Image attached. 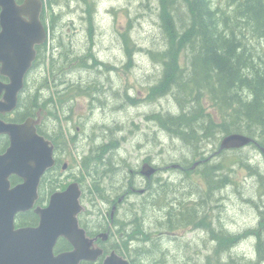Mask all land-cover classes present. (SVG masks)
<instances>
[{
	"label": "rangeland",
	"instance_id": "rangeland-1",
	"mask_svg": "<svg viewBox=\"0 0 264 264\" xmlns=\"http://www.w3.org/2000/svg\"><path fill=\"white\" fill-rule=\"evenodd\" d=\"M217 1L225 4L224 8L228 5L227 0ZM45 4L42 20L51 29L58 50L55 55L60 60L58 55L64 52L71 59L65 67L70 73L65 79L70 85L81 84L85 89L96 85L101 89L73 97V108L68 105L67 119L62 118L63 131L71 142L62 157L63 164L70 167L65 172L66 186L72 182L71 178L77 177L87 190L90 183L82 166L84 158L93 146L113 138L120 141V149L111 153V160H102L106 165L99 172L110 168L111 172L116 171L114 175L109 172L104 178L99 177L102 182L96 192L101 189L111 198L113 193L119 200L127 198V202L123 201L125 208L117 209L115 218L120 213L127 219L144 217V229L154 239L168 231L164 223L169 208L178 203L196 207L202 220L206 218L207 223H212L214 233L200 222L198 227L187 226L162 237L159 247L160 253L164 251L166 264H203L206 260L209 264H225L231 259L241 264L251 261L262 264L259 249L264 253V243L259 245V234L264 236V156L260 148L252 145L219 155L223 136L217 135L202 144L201 156L194 157L188 145L172 139L149 118L153 113L179 111L169 96L148 99L150 88L163 75V65L152 53L167 47L159 0H51L50 3L45 0ZM52 16L57 19L52 21ZM125 36L131 41L132 59L128 58ZM252 43L264 52V43L257 40ZM184 56L180 54L181 66L187 64ZM82 65L85 68L80 70ZM207 108L214 113L211 107ZM103 127L113 130V135L102 131ZM258 140H264V135ZM205 157L209 158V164L223 162L232 169L219 174L228 175L224 188L210 192L200 174L204 166L194 168ZM239 159L256 165L259 174L234 164ZM146 162L158 169L151 180L140 172ZM164 183L167 186L160 188ZM150 186L159 189L161 195L166 188L167 199H145ZM88 205L90 202L84 204L85 209ZM104 207L102 200L96 199L93 212L98 214ZM221 232L237 236L232 248H223L221 240L216 239L215 234Z\"/></svg>",
	"mask_w": 264,
	"mask_h": 264
},
{
	"label": "trees",
	"instance_id": "trees-1",
	"mask_svg": "<svg viewBox=\"0 0 264 264\" xmlns=\"http://www.w3.org/2000/svg\"><path fill=\"white\" fill-rule=\"evenodd\" d=\"M17 1L22 3L24 0ZM48 1L50 3L51 0ZM210 1L159 0L160 18L167 47L154 54L162 63L164 73L160 82L152 86L148 93L150 100L166 96L173 97L172 100L179 109L178 113H153L149 118L172 139L182 140L181 142L188 145L194 157L201 156L202 144L216 135L227 136L236 133L254 136L256 142L264 147V140L261 142L258 140V136L264 135V53L254 48L252 43L254 40L264 43V0H227L226 8H224L225 4L217 0ZM56 19L57 17L52 16V21ZM127 39L128 37L125 36L124 43L127 44L128 56L131 55L129 58H133L131 41L130 38ZM59 44L61 45V42ZM42 46L37 47V60L25 81V89L20 96L17 110L11 115H0V118L9 122L21 123L28 118L39 119L41 117V123L37 126L38 132L49 139L57 151L62 152L69 142L63 131L62 118L67 119L66 112L74 103L72 102L73 97L88 92L96 93L101 89L96 85L85 89L81 88L82 85L75 86L65 83L63 81L65 75L62 71L65 69V63L68 62L67 55L62 54L63 61L57 65L58 61L53 56L49 60L47 58L46 51H44L47 43ZM180 54H184L187 60L184 66H181ZM47 61H49V67L46 64ZM53 64L56 65V69ZM82 66L85 68L84 65ZM133 101L136 102L135 99ZM206 104L207 107L213 109L215 114L208 111ZM107 129L101 128L105 133L110 132L109 135H113L114 131ZM119 143L120 141L110 138L100 146H93L83 161L82 166L87 173L86 180L90 183L86 185L87 191L83 196V202H90L91 205H88L80 215V224L90 237L106 233L111 221V207L121 208L126 203H118L119 197L115 193L111 198L107 192L102 193L101 189L96 192V188L102 182V178L99 177L104 178L105 174L111 172V168L99 172L101 167L106 165L102 164V160L110 158L114 151H119ZM9 144L8 136H0V154L5 153ZM204 159L207 157L202 160ZM241 162L244 163L243 168L259 174L251 163ZM238 163L239 160L234 162V164ZM203 164L204 167L200 170V174L208 190L212 192L223 188L228 181V175L224 174L226 177L223 175L224 177L221 176L219 179L216 177L219 173L232 171V169L226 167L223 162L214 165ZM61 168V160L57 159L56 166L44 176L40 186L38 205L47 202L49 197L58 190L66 189L67 179L63 176ZM115 171V169L112 170L111 175H114ZM18 182V178H12L13 185ZM166 186L167 183H164L160 188ZM150 187V194L145 199L151 198L153 201H157L158 197H161L163 201L167 199L166 188L161 195L159 189ZM157 192L159 194L156 196ZM98 198L102 200L105 207L109 204V208L100 209L99 213L95 214L93 208H96ZM124 208L125 206L122 209ZM167 216L168 219L164 226L168 230L166 232L169 233H175L180 228L193 226L195 223L198 226L202 221L196 207L189 206V203L172 205ZM144 219L137 215L129 219L122 217L121 214L116 217L114 223L119 225L120 231L116 233V236L113 232L112 241L100 242L105 254H110L115 250L126 257L131 264H166V259L162 255L164 251L160 253L159 247L162 237L152 238L144 229ZM203 220L207 219L203 218ZM38 221L39 218L33 211L19 215L17 218L18 226H35ZM204 221L202 222L206 228H209L210 224ZM223 233L225 232L215 234L216 239L221 240L223 248H232L236 244L237 236L235 237L234 234L225 236ZM261 236L259 234V245L264 243L263 233ZM70 248V244L61 239L56 251L59 253ZM259 254L261 258H264L261 248ZM81 264L93 263L83 262ZM203 264L209 263L206 260ZM225 264L241 263L236 259H231L230 262L225 261ZM250 264L254 262L251 261Z\"/></svg>",
	"mask_w": 264,
	"mask_h": 264
},
{
	"label": "water",
	"instance_id": "water-1",
	"mask_svg": "<svg viewBox=\"0 0 264 264\" xmlns=\"http://www.w3.org/2000/svg\"><path fill=\"white\" fill-rule=\"evenodd\" d=\"M42 0H0V115L10 114L18 106L25 78L36 59V46L47 39L41 15ZM37 121L11 123L0 119V136L7 135L10 146L0 154V264H80L96 262L103 255L92 248L94 240L79 227L83 207L77 183L51 196L48 207H37V228H15L16 216L32 210L39 198V186L55 164L54 146L36 128ZM255 143L244 134H231L221 141L220 151L242 149ZM264 153V148H262ZM157 169L145 164L142 174L150 179ZM23 182L12 187L11 177ZM70 241L74 250L55 254L59 238ZM103 264H130L113 252Z\"/></svg>",
	"mask_w": 264,
	"mask_h": 264
},
{
	"label": "flooded vegetation",
	"instance_id": "flooded-vegetation-1",
	"mask_svg": "<svg viewBox=\"0 0 264 264\" xmlns=\"http://www.w3.org/2000/svg\"><path fill=\"white\" fill-rule=\"evenodd\" d=\"M52 37H51V29L50 28H48V39L50 40ZM42 49H43V46H42V48H41V51H42ZM54 52L56 53V52H58L57 51V49H54ZM54 52H53V56H55V57H57V55H55L54 54ZM65 54V53H64ZM66 55V54H65ZM58 58V57H57ZM68 63L70 64V62H69V60H68ZM57 65H59V63H56ZM54 65V67H55V69L57 68L56 67V65L55 64H53ZM63 70V69H62ZM61 70V71H62ZM80 71V70H79ZM63 73H64V71H62ZM75 72H77L76 70H75ZM68 74H70L69 72H66L65 71V73L63 74V75H66V76H68ZM66 76L64 77V82L65 83H67V80L65 79L66 78ZM69 82V81H68ZM76 85H81V84H76ZM82 87V86H81ZM179 168V167H178ZM68 169V165L66 164V168H64L63 167V170L65 171V170H67ZM219 178H221L220 176H219V174H218V179ZM125 199H127L126 197H125ZM121 202H122V200H121ZM121 202H118V203H121ZM118 205V204H117ZM118 208H117V206H114L113 207V217L115 216V212H116V210H117ZM212 224V223H211ZM113 225H115V223H113ZM36 226V225H35ZM116 226H117V228L115 229L116 231H120V228H119V225L118 224H116ZM210 227V229H207L208 231H210L211 233H212V231H214V228H213V226L211 225V226H209ZM107 233V235H106V238L107 239H112L113 238V231H111L110 229L106 232ZM165 236H167V235H163L162 237H165Z\"/></svg>",
	"mask_w": 264,
	"mask_h": 264
},
{
	"label": "bare ground",
	"instance_id": "bare-ground-1",
	"mask_svg": "<svg viewBox=\"0 0 264 264\" xmlns=\"http://www.w3.org/2000/svg\"><path fill=\"white\" fill-rule=\"evenodd\" d=\"M211 1H212V0H211ZM211 1H210V2H211ZM179 5H180V4H179ZM211 6H212V4H211ZM219 6H220V5H219ZM180 10H181V9H180ZM179 12H180V11H179ZM221 14H222V13H221ZM176 15H177V14H176ZM219 16H220V15H219ZM172 17H173V16H172ZM176 17H177V16H176ZM178 17H179V16H178ZM174 20H175V19H174ZM178 20H179V18H178ZM174 22H175V21H174ZM176 22H177V21H176ZM176 22H175V23H176ZM176 26H177V25H176ZM244 28H245V27H244ZM180 29H181V28H180ZM185 29H187V28H185ZM254 31H255V30H254ZM179 32H180V31H179ZM176 33H178V32H176ZM179 35H180V34H179ZM250 35H251V34H250ZM250 35H249L248 37H250ZM237 37H238V36H237ZM244 37H245V36H244ZM246 37H247V36H246ZM256 37H257V36H256ZM252 38H253V37H252ZM257 38H258V37H257ZM242 39H243V38H242ZM244 39H245V38H244ZM248 39H249V38H248ZM250 39H251V37H250ZM240 40H241V39H240ZM259 40H260V38H259ZM245 41H246V40H245ZM250 41H251V40H250ZM240 42H241V41H240ZM240 42H239V43H240ZM246 42H247V41H246ZM252 42H253V41H252ZM249 43H250V42H249ZM255 43H256V42H255ZM243 44H244V43H243ZM243 44H242V45H243ZM245 44H247V43H245ZM256 44L258 45V43H256ZM248 45H249V44H248ZM253 45H254V44H253ZM244 47H245V45H244ZM247 47H248V46H247ZM250 47H252V46L250 45ZM253 47H254V46H253ZM253 47H252V48H253ZM254 48H255V47H254ZM247 49H248V48H247ZM255 50H256V49H255ZM248 52H249V51H248ZM127 53H128V52H127ZM262 53H264V52H262ZM128 54H129V53H128ZM153 54H154V53H153ZM129 56H131V55H129ZM127 57H128V56H127ZM157 57H158V56H157ZM128 58H129V57H128ZM257 63H258V62H257ZM258 65H259V64H258ZM244 72H245V71H244ZM163 73H164V72H163ZM246 74H247V73H246ZM164 75H165V74H164ZM163 78H164V77H163ZM183 80H184V79H183ZM198 81H199V79H198ZM159 82H160V81H159ZM168 83H169V82H168ZM172 83H173V82H172ZM174 83H175V82H174ZM199 83H200V81H199ZM201 83H202V82H201ZM169 84H170V83H169ZM202 84H203V83H202ZM243 84H244V83H243ZM172 86H173V85H172ZM175 87H176V86H175ZM202 87H203V86H202ZM172 88H173V87H172ZM172 88H167V89H172ZM94 89H95V88H94ZM104 90H105V89H104ZM94 91H95V90H94ZM97 91H98V90H97ZM99 91H100V90H99ZM99 91H98V92H99ZM237 91H238V90H237ZM202 95H203V94H202ZM170 96H171V95H170ZM167 97H168V96H167ZM186 97H187V96H186ZM204 97H206V96H204ZM95 98H97V97H95ZM172 98H173V97H172ZM95 100H96V99H95ZM97 100H98V98H97ZM102 102H103V101H102ZM177 111H178V110H177ZM174 113H175V112H174ZM54 114H55V113H54ZM56 115H57V114H56ZM53 116H54V115H53ZM56 117H57V116H56ZM56 120H57V119H56ZM244 133H245V132H244ZM212 134H213V132H212ZM216 136H217V135H216ZM223 136H224V135H223ZM224 137H225V136H224ZM253 137H254V136H253ZM258 137H259V136H258ZM179 138H180V137H179ZM255 139H256V137H255ZM181 141H182V140H181ZM260 142H261V141H260ZM258 143H259V142H258ZM257 148H259V147H257ZM243 162H246V163H247V161H243ZM248 163H250V162H248ZM243 164H244V163H242L241 160L239 159V163H238V165H239V166H241V165L243 166ZM252 164H253V163H252ZM254 164H255V163H254ZM242 166H241V167H242ZM246 166H247V165H246ZM246 166H245V167H246ZM255 166H256V165H255ZM256 169H257V168H256ZM254 170H255V167H254ZM257 170H258V169H257ZM257 170H256V171H257ZM257 172H258V171H257ZM255 173H256V172H255ZM258 173H259V172H258ZM224 176H225V175H224ZM224 176H222V177H224ZM225 177H226V176H225ZM226 179H227V178H226ZM226 179H225V180H226ZM225 180H224V181H225ZM217 181H218V180H217ZM219 182H221V181L219 180ZM224 183H225V182H224ZM262 183H263V182H262ZM222 184H223V183H222ZM263 184H264V183H263ZM223 186H224V185H223ZM218 192H219V191H218ZM220 192H221V191H220ZM116 228H117V226H116V225H113V230H115ZM127 236H128V235H127ZM229 236H231V235H229ZM233 237H234V236H233ZM235 237H236V236H235ZM132 238H133V237H132ZM130 239H131V238H130ZM130 239H129V242H130ZM235 239H236V238H235ZM223 240H224V239H223ZM226 240H228V239H226ZM226 240H225V241H226ZM230 240H231V239H230ZM232 241H233V240H232ZM227 242H228V241H227ZM230 242H231V241H230ZM134 243H135V242H134ZM135 244H137V243H135ZM221 250H222V249H221ZM261 263L264 264V258H263V260L261 261Z\"/></svg>",
	"mask_w": 264,
	"mask_h": 264
}]
</instances>
